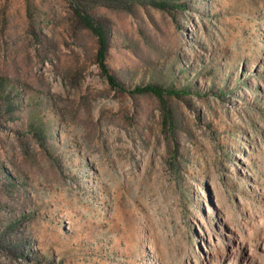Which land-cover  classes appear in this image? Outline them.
I'll return each mask as SVG.
<instances>
[{"label":"rangeland","instance_id":"374dc122","mask_svg":"<svg viewBox=\"0 0 264 264\" xmlns=\"http://www.w3.org/2000/svg\"><path fill=\"white\" fill-rule=\"evenodd\" d=\"M0 264H264V0H0Z\"/></svg>","mask_w":264,"mask_h":264},{"label":"trees","instance_id":"16d2710c","mask_svg":"<svg viewBox=\"0 0 264 264\" xmlns=\"http://www.w3.org/2000/svg\"><path fill=\"white\" fill-rule=\"evenodd\" d=\"M78 16L80 14L76 12ZM82 21L85 26L94 34L97 39L98 50L96 53V60L99 64L101 74L107 80L109 86L112 89L128 92L130 94H142V93H150L158 98H162L163 95L166 96H179L183 91L176 90L173 88H162L158 85L148 84L144 86H136L133 89L127 90L123 84H121L111 73L109 68L105 64L106 52H107V38L104 29L100 24L94 22L90 17H82Z\"/></svg>","mask_w":264,"mask_h":264}]
</instances>
